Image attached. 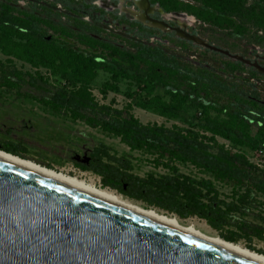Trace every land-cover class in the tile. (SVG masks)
Wrapping results in <instances>:
<instances>
[{
	"label": "trees",
	"instance_id": "1",
	"mask_svg": "<svg viewBox=\"0 0 264 264\" xmlns=\"http://www.w3.org/2000/svg\"><path fill=\"white\" fill-rule=\"evenodd\" d=\"M152 1L164 11L184 12L213 26L233 27L235 32H243L246 24H250L264 34V0ZM14 3L0 0V52L10 57L9 60L14 58L33 67H44L58 73L69 72L72 89L55 87L42 75L22 72L3 62H0V86L16 88L18 94L32 98L55 112H67L89 127L117 136L131 150L152 154L154 166L171 171L140 177L128 172V166L120 167L103 161L100 155L91 152L81 168L98 174L103 187L115 189L129 199L179 218L199 217L219 232L228 225L232 212L238 207L236 202H227L219 197L213 180L244 188L242 197H252L254 192L264 194V169L250 162L243 153L226 148L215 138L220 136L236 145L264 150V120L260 124L253 123L236 110L227 113L226 117L210 116L212 103L206 98L208 89L202 76L185 93L166 87L165 76H175L177 67L171 65L158 48L134 43L126 47L113 45L109 40L94 37L85 28L62 21L50 12ZM234 19L240 22L236 23ZM43 30H50L53 35L48 36ZM56 35L73 38L95 51L67 47L58 42ZM260 38L264 41V35ZM181 43L185 46L184 42ZM202 52L231 70L243 68L241 61L224 58L215 50L206 48ZM113 55L118 56L120 61L107 59ZM99 70L110 74V80L101 85L102 96L108 90L117 89L116 83L120 79L131 80L144 92V96L135 101V106L167 119H177L188 105H195L205 117L202 128L211 135L177 125L167 127L142 123L133 115L131 103L121 109L113 107L112 103H99L90 91ZM24 86L36 89L38 94L19 91ZM247 101L255 108L261 107L258 102ZM251 129L259 138L250 133ZM1 149L25 158L17 147L1 146ZM176 161L188 162L208 172L212 179H196L182 174L175 165ZM235 234L219 233L220 237L232 242L235 241ZM250 234L263 238L264 224L252 225Z\"/></svg>",
	"mask_w": 264,
	"mask_h": 264
},
{
	"label": "rangeland",
	"instance_id": "2",
	"mask_svg": "<svg viewBox=\"0 0 264 264\" xmlns=\"http://www.w3.org/2000/svg\"><path fill=\"white\" fill-rule=\"evenodd\" d=\"M10 1L41 9L47 13L49 7L54 6V13L57 17L83 27L94 37L109 40L113 45L126 47L134 43L158 48L166 56V60L177 67L175 76H165L166 87L185 93L190 91L194 81L202 76L201 79L208 89L206 98L212 103V108H209L210 116L226 117L227 113L236 110L251 119L253 123L260 124L264 120V71H258L244 63L243 68L231 70L213 56L202 52L206 48L193 40L183 38L174 31H163L137 20L133 14L123 10L120 0ZM42 5L45 7L43 8ZM122 5L137 9L132 0H124ZM162 11L156 9L153 16L167 18L168 23L181 27L187 34L195 35L208 43L220 45L248 59L256 68L258 66L264 69V41L260 38L264 34L256 27L246 24L245 31L235 32L233 27L213 26L184 12L164 11L163 9ZM162 13L167 14L164 17ZM174 20H177L176 23ZM234 20L236 23L240 22L239 19ZM43 31L48 36L53 35L49 30ZM55 37L60 44L67 47L71 46L81 51H95L73 38L63 35ZM181 42H184L185 46ZM9 59L10 57L0 52V62L11 64L22 72L42 75L48 83L55 87L72 89V76L69 72L58 73L44 67H33L14 58ZM107 59L120 61L116 55L108 56ZM106 80H110V74L99 70L95 81L90 86L91 93L99 103H112L113 107L118 109L131 103L133 115L142 123H157L167 127L177 125L194 129L208 136L211 135L201 126L205 117L203 113H199L200 109L197 106L188 105L179 118L167 119L135 106V101L142 98L144 92L138 89L131 80L120 79L116 83L117 89L108 90L106 95L102 96L100 89ZM19 91L38 94L36 89L28 86L22 87ZM247 100L258 102L261 107L255 108ZM250 133L255 138H259L253 129ZM215 138L226 148L243 153L250 162L264 169L262 148L250 149L236 145L220 136H215ZM1 146L17 147L22 150L21 153L25 158L117 193L119 192L115 189L103 187L98 174L81 168L82 164L87 163L91 152L100 155L103 161L120 167L128 166V172L140 177H145L149 173L163 175L171 172L168 168L154 166L152 154L141 150H131L117 136L104 133L99 128L89 127L81 120L73 119L67 112H55L32 98L18 94L16 88L8 89L3 86H0V148ZM175 165L182 174L196 179H212L208 172L188 162L176 161ZM213 183L221 199L236 202L238 207L237 211L232 212L228 225L221 232L211 228L204 219L199 217L179 218L161 209H155L178 217L182 223H192L207 234L220 236L219 233H236L235 243L264 254V237L258 238L250 234L252 225L264 224V194L254 192L252 197H242L244 188L215 180ZM131 200L148 207L141 201Z\"/></svg>",
	"mask_w": 264,
	"mask_h": 264
},
{
	"label": "water",
	"instance_id": "3",
	"mask_svg": "<svg viewBox=\"0 0 264 264\" xmlns=\"http://www.w3.org/2000/svg\"><path fill=\"white\" fill-rule=\"evenodd\" d=\"M132 1L143 10V21L137 20L251 64L166 19L151 17L149 0ZM0 264L252 263L0 163Z\"/></svg>",
	"mask_w": 264,
	"mask_h": 264
},
{
	"label": "bare ground",
	"instance_id": "4",
	"mask_svg": "<svg viewBox=\"0 0 264 264\" xmlns=\"http://www.w3.org/2000/svg\"><path fill=\"white\" fill-rule=\"evenodd\" d=\"M127 11L135 15L137 19H142L140 12L134 10L132 7L127 9ZM0 163L56 183L67 189L98 200L109 206L115 207L121 211L130 213L144 220L181 233L187 237L198 240L215 249L236 256L249 263L264 264L263 253L248 249L239 243L225 240L218 235L207 234L198 229L192 223H182L176 216L166 214L155 208L143 206L142 204L137 203L113 190L88 183L76 176L46 167L28 158H23L21 156L4 151L1 148Z\"/></svg>",
	"mask_w": 264,
	"mask_h": 264
},
{
	"label": "flooded vegetation",
	"instance_id": "5",
	"mask_svg": "<svg viewBox=\"0 0 264 264\" xmlns=\"http://www.w3.org/2000/svg\"><path fill=\"white\" fill-rule=\"evenodd\" d=\"M123 1L124 0H120V3H122L123 4ZM149 2H150V5H151V7H153V9H151V11L149 12V15L151 16V17H154L153 16V13H154V11L156 10V9H158L159 11H160V9L159 8H161L160 6H159V4L158 3H155V2H153L152 0H149ZM15 5H18V6H21V7H23V6H25V5H19V4H17L16 2L14 3ZM120 5L122 8H123V10L125 9L126 11H127V9H129L130 7H124L123 5ZM53 7V8H52ZM52 7H49V12L51 13V14H53L54 13V6H52ZM135 7L137 8V9H135V8H133L134 10H137V11H139L140 12V16H141V18L143 19V15H142V12H143V10H139V8L135 5ZM132 14V13H131ZM163 14V16L165 15V14H167V13H162ZM53 15H55V16H57L55 13L53 14ZM135 16V15H134ZM59 17V16H58ZM165 17V16H164ZM137 18V17H136ZM135 18V19H136ZM154 18H156V17H154ZM61 19V18H60ZM140 19V18H139ZM142 19H140V20H142ZM167 19V18H166ZM62 20V19H61ZM62 21H64V20H62ZM143 21V20H142ZM177 21V20H176ZM176 21L174 20V22L176 23ZM66 22V21H65ZM178 23V22H177ZM179 24V23H178ZM50 31V30H49ZM51 32V31H50ZM52 33V32H51ZM222 49V48H221ZM224 50H226V49H224ZM229 52V51H228ZM231 55H234L235 53H231V52H229ZM222 55H223V57L224 58H230V59H234V58H232L230 55H226V54H223V53H221ZM234 60H237V59H234ZM238 61H240V60H238ZM242 62V61H241ZM242 63H244V62H242ZM244 64H246V63H244ZM246 65H249V66H252L253 68H255L256 70H258L255 66H253L252 64H246ZM258 71H260V70H258ZM262 72V71H261ZM264 73V72H263Z\"/></svg>",
	"mask_w": 264,
	"mask_h": 264
},
{
	"label": "built area",
	"instance_id": "6",
	"mask_svg": "<svg viewBox=\"0 0 264 264\" xmlns=\"http://www.w3.org/2000/svg\"><path fill=\"white\" fill-rule=\"evenodd\" d=\"M202 100H204V99H202ZM200 113V112H199Z\"/></svg>",
	"mask_w": 264,
	"mask_h": 264
}]
</instances>
